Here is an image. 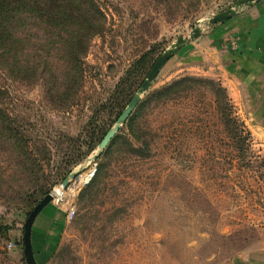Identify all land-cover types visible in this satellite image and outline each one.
<instances>
[{
	"label": "rangeland",
	"instance_id": "rangeland-1",
	"mask_svg": "<svg viewBox=\"0 0 264 264\" xmlns=\"http://www.w3.org/2000/svg\"><path fill=\"white\" fill-rule=\"evenodd\" d=\"M242 1L96 0L105 31L89 44L80 83L70 81L76 69L62 61L70 58L71 35L58 38L47 58L28 52L29 66L40 63L34 75L19 79L0 70V107L14 133L7 138L0 128V264H26L24 222L53 191L51 215L36 223L37 264H230L264 249V136L246 105H236L218 69L221 56L217 61L212 51L221 35L216 28L256 2ZM228 10L237 14L210 23ZM196 28L200 34L191 39ZM178 39L186 43L100 149ZM186 76L227 90L252 136L247 152L234 150L209 89L171 101L148 98Z\"/></svg>",
	"mask_w": 264,
	"mask_h": 264
},
{
	"label": "trees",
	"instance_id": "trees-1",
	"mask_svg": "<svg viewBox=\"0 0 264 264\" xmlns=\"http://www.w3.org/2000/svg\"><path fill=\"white\" fill-rule=\"evenodd\" d=\"M104 31L105 15L96 0H0V70L8 77L15 75L19 79L25 78L27 72L34 75L40 63L29 66L28 52L32 50L38 53L37 58L42 55L47 58L52 50L58 49V38L71 35L72 40H67L66 44L70 58L62 61L67 68L76 69L69 78L78 84L83 77V59L89 44ZM38 62L46 64L42 58ZM50 77L55 78V75ZM203 89H209L214 95L219 119L234 150L238 154L247 152L252 142L251 133L238 118L227 90L219 81L186 76L153 91L148 98H154L155 102L171 101ZM7 120L8 115L0 107V128L11 138L14 133ZM134 150L140 152L141 149ZM100 175L101 168L94 179Z\"/></svg>",
	"mask_w": 264,
	"mask_h": 264
},
{
	"label": "crops",
	"instance_id": "crops-1",
	"mask_svg": "<svg viewBox=\"0 0 264 264\" xmlns=\"http://www.w3.org/2000/svg\"><path fill=\"white\" fill-rule=\"evenodd\" d=\"M216 30H220L221 40H213L212 51L217 61L221 56L218 69L222 81L234 91L236 105H246L249 118L256 120L252 127L264 136V0L256 1ZM42 215L48 219L47 215H51L48 207L40 212L32 227L33 253L39 231L36 223ZM230 264H264V249L238 255Z\"/></svg>",
	"mask_w": 264,
	"mask_h": 264
},
{
	"label": "water",
	"instance_id": "water-1",
	"mask_svg": "<svg viewBox=\"0 0 264 264\" xmlns=\"http://www.w3.org/2000/svg\"><path fill=\"white\" fill-rule=\"evenodd\" d=\"M254 0H244L241 4L246 3L251 5ZM258 1V0H256ZM237 14L234 10H228L223 13L216 15L214 18H211L209 21L210 23H222L225 22ZM200 34V29L196 28L192 34L190 35L191 39L196 38ZM186 43L185 39H178L168 50H166L154 63L150 73L146 77V80L143 82L141 88L139 89L138 93L132 98L130 103L128 104L127 108L123 111L121 117L118 119L117 123L115 124L114 128L110 130L101 143L99 144V148H105L108 143L115 138L116 132L120 128V125L125 122L128 115L132 112V110L137 106L140 101V95L145 93L149 88L150 84L156 78L158 72L163 67V65L168 61V59L184 44ZM68 181H64L62 186H67ZM53 195L48 194L44 196V198L32 209L29 213L28 217L26 218L24 225H23V235H22V247H23V257L26 264H37L34 255L33 249L31 244V232L32 227L34 224L35 219L40 214V212L52 201Z\"/></svg>",
	"mask_w": 264,
	"mask_h": 264
},
{
	"label": "built area",
	"instance_id": "built-area-1",
	"mask_svg": "<svg viewBox=\"0 0 264 264\" xmlns=\"http://www.w3.org/2000/svg\"><path fill=\"white\" fill-rule=\"evenodd\" d=\"M74 213H75V210L71 208L69 212L67 213V218L71 220L74 216Z\"/></svg>",
	"mask_w": 264,
	"mask_h": 264
},
{
	"label": "bare ground",
	"instance_id": "bare-ground-1",
	"mask_svg": "<svg viewBox=\"0 0 264 264\" xmlns=\"http://www.w3.org/2000/svg\"><path fill=\"white\" fill-rule=\"evenodd\" d=\"M63 187V186H62ZM59 191L62 192V190L59 188ZM54 197L56 196V192H50Z\"/></svg>",
	"mask_w": 264,
	"mask_h": 264
}]
</instances>
